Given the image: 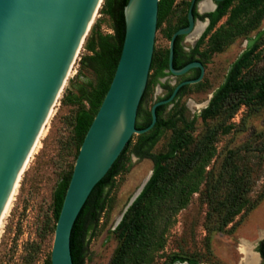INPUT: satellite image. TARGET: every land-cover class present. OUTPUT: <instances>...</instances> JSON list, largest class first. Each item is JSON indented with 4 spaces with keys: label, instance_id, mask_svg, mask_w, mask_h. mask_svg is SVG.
<instances>
[{
    "label": "rangeland",
    "instance_id": "1",
    "mask_svg": "<svg viewBox=\"0 0 264 264\" xmlns=\"http://www.w3.org/2000/svg\"><path fill=\"white\" fill-rule=\"evenodd\" d=\"M179 1H175L172 11L156 30L154 52L158 54L169 46L172 28L181 15ZM102 3L91 26L98 23L102 33H113L111 18L100 12ZM228 16L229 12L199 44L205 65L200 85L190 84L179 98L166 106L163 112V117L167 118L174 110L184 108L185 118L193 120L190 130L194 138H198L207 127L221 121L222 116L204 120L199 114L208 104L206 101L211 98L213 91L225 80L233 62L255 41L259 42V47L255 51L259 55L251 66V72L264 70V15L246 32L228 39L221 49L210 47L209 36L220 26L223 28L231 26L227 22ZM84 41L36 146L28 157L11 197L8 211L2 218L0 264H43L51 252L55 224V192L61 180L74 166L78 149L71 123L76 106L62 104L61 98L66 90L72 89L71 81L81 80L76 78V74L80 57L86 53L83 47ZM192 44L193 42L183 40V45L186 47ZM81 74L95 82L96 75L91 70L82 68ZM149 74H153V70H150ZM176 77L170 74L156 77L143 103V108L150 109L152 104L165 94L166 89L163 85L173 86ZM227 122L233 123L232 128L225 134L219 130L215 141V154L205 168L206 176L199 189L191 195L188 204L174 214L165 233L163 251L153 253L154 264H161L164 256L174 252L198 257L200 262L213 259L220 264H240L242 258L240 245L245 243L252 247L257 238L250 235L255 229L260 231L258 236H262L264 232V104L242 105ZM182 127L183 123L177 121L174 127L163 129L152 150L167 152L171 138ZM136 140L137 134H133L126 152L129 159L125 162L124 169L114 177L113 186L108 189L107 209L102 213L97 227L89 234L84 264H110L121 242L115 228L131 197L151 173L152 160L138 158L131 152ZM229 150H234L236 153L232 164L228 165L225 161ZM227 166L229 168H226ZM232 167L237 168L238 175L245 176L248 180L247 198L251 205L235 216L223 231L208 233L206 227L215 224L216 221L214 217L208 219V213L212 209L210 202L220 200L225 195L227 175ZM218 179L217 187H212Z\"/></svg>",
    "mask_w": 264,
    "mask_h": 264
},
{
    "label": "trees",
    "instance_id": "2",
    "mask_svg": "<svg viewBox=\"0 0 264 264\" xmlns=\"http://www.w3.org/2000/svg\"><path fill=\"white\" fill-rule=\"evenodd\" d=\"M128 0H103L100 12L107 14L112 21L113 33H102L99 24L94 23L85 38L83 53L79 60L76 78L81 80L71 81L72 89L66 90L61 103L76 106L72 117L73 133L77 144V154L85 133L95 116L101 101L113 77L124 39V6ZM236 3L229 10L227 22L229 28L219 27L210 37V47L221 49L223 44L235 35L246 32L254 22L264 15V0H235ZM174 0H159L157 28L162 24L172 11ZM230 0L214 12L209 13L211 21L199 38L191 54L173 61L174 68H180L198 52V45L207 33L214 27L216 21L228 11ZM172 28V33L175 30ZM171 37V35H170ZM181 36H177L178 40ZM259 42L245 49L233 62L225 80L213 91L206 107L200 112L204 120L222 116L221 121L214 126H209L198 137L191 133L193 120H187L183 114L184 108L174 110L167 117L163 112L169 103L161 104L156 108L157 120L147 132L137 134V140L131 148L138 158H149L153 162L151 175L136 199L124 211L116 230L121 238L120 245L110 264H154L153 253L163 251L165 247V233L172 222L174 214L185 207L191 195L199 189L207 171L205 168L213 158L216 148L215 141L220 130L222 134L229 132L233 123L228 119L242 105L264 104V70L251 72L258 52ZM182 50V47L179 46ZM168 52L158 54L153 52L147 84L141 97L136 117V127L143 128L151 121L150 109H144L143 103L150 90L154 79L165 75L168 69ZM82 68L91 70L95 75V82L81 74ZM199 86L200 81L194 83ZM172 91L173 86L163 85ZM184 85L172 100L174 102L187 89ZM159 98L158 100H160ZM177 121L183 127L171 138L167 152H154L152 149L165 128H172ZM132 137L127 142L122 152L114 161L103 178L93 187L75 222L70 235V251L73 264H84L88 251V237L97 227L102 213L107 209L108 189L113 186L114 177L124 169L125 162L129 159L126 152L131 144ZM234 150H229L226 164H232ZM76 154V156H77ZM75 156V159H76ZM226 168H229L227 166ZM73 167L61 182L55 192L54 218L57 221L63 198L72 174ZM225 195L220 200L211 201L212 209L208 219L215 218V224L206 227L208 233L223 231L246 207H250L247 198L248 180L245 176L238 175L237 168L232 167L227 175ZM219 179L212 187L216 188ZM209 187V186H208ZM212 198V197H211ZM55 224L53 225L54 232ZM185 259L178 252L164 256L161 264H172L173 261ZM195 261L194 263H196ZM43 264H51L50 254Z\"/></svg>",
    "mask_w": 264,
    "mask_h": 264
},
{
    "label": "water",
    "instance_id": "3",
    "mask_svg": "<svg viewBox=\"0 0 264 264\" xmlns=\"http://www.w3.org/2000/svg\"><path fill=\"white\" fill-rule=\"evenodd\" d=\"M102 1L0 0V220ZM158 2L128 0L124 6L120 56L74 162L55 223L51 264H73L70 235L75 219L93 187L133 134L150 130L157 120V106L170 102L183 85L197 83L203 77L204 68L199 61L180 68L172 64L175 38L190 34L195 26L192 0L188 25L177 29L170 38L168 67L174 76L196 66L201 73L195 79L178 83L168 98L155 101L150 108L149 125L136 127L154 52Z\"/></svg>",
    "mask_w": 264,
    "mask_h": 264
},
{
    "label": "flooded vegetation",
    "instance_id": "4",
    "mask_svg": "<svg viewBox=\"0 0 264 264\" xmlns=\"http://www.w3.org/2000/svg\"><path fill=\"white\" fill-rule=\"evenodd\" d=\"M175 1L176 0H174L173 5L175 4ZM202 1H204V0H194L193 5L191 7V10H192V14H193V17H194V23H195L194 25H196L197 22L205 23L206 26H205L204 30L202 31V33H203L206 30V28L208 27V25H209V23L211 21V17L209 15V13L214 12L216 9H218L220 7V4L221 5L224 4V2L226 0H206V1L209 2L210 5H209V9L204 10V11L200 10V7H199V4ZM234 1L235 0H230V4H229L228 9H227L228 11H226V13L229 12V10L233 7ZM191 2H192V0H180L179 1L180 7H181V12H180L181 15L175 21V25L174 26L176 28H175L174 32L177 29L188 25V12H189V9H190V6H191ZM173 5H172V9L174 7ZM226 13L221 15V17L216 21L215 25L217 24V22ZM202 33L200 34V36L196 40L193 41V44L190 47H186V46L183 45V40L186 41V36L187 35H178V36H181V37L178 40H176V38H175L174 43H173V61L175 62V61H177L179 59H181L182 61H185V57L184 56L186 55V56L189 57V55L191 54L192 50L195 48L199 38L201 37ZM172 34H171V36H172ZM169 44H170V39H169ZM179 46L182 47L183 51H181ZM199 47L200 46L198 45V47H197L198 52L195 53L191 58H189L188 62H184V63L187 64V63L192 62V61H199L203 65L204 72H205L204 59L201 56V52L199 50L200 49ZM168 49H169V46H168ZM168 55H169V52H168ZM173 61H172V64H173ZM185 64H182V66H184ZM182 66H180V67H182ZM165 72H166L165 76L168 75V74L173 75L169 71V67H168V69H165ZM200 73H201L200 67L196 66V67L190 68L186 73H184L182 75H177V77H176L177 79L175 80V83L172 84L173 85V89L181 81L187 80V79H195V78H197L200 75ZM192 84H194V83H192ZM185 85H190V84H185ZM173 89H172V91H173ZM179 90H178V92H179ZM172 91L169 92V89H166L165 94L161 97L160 100L168 98L170 96V94L172 93ZM172 100L170 102H168V103L171 104ZM259 233H260V231L258 229L257 230L255 229L253 231V234L250 235V236H256V238H257L256 241L254 242V244L252 245V247L250 246V248L256 253V255L258 257L257 258V262L255 264H264V232H263L262 236H260V237L258 236ZM240 253H241V251H240ZM184 257H185V259H183L181 261H178V260L177 261H173L172 264H220V263H217L216 261H214L213 259H207L206 262H200V258H198V257H193V256H189V255H184ZM242 258H243V254H242ZM242 258H241V263L240 264H244L242 262ZM195 261H197V262L194 263Z\"/></svg>",
    "mask_w": 264,
    "mask_h": 264
},
{
    "label": "bare ground",
    "instance_id": "5",
    "mask_svg": "<svg viewBox=\"0 0 264 264\" xmlns=\"http://www.w3.org/2000/svg\"><path fill=\"white\" fill-rule=\"evenodd\" d=\"M209 5H210V4H209L208 1H206V0L202 1V2L199 4L200 10L204 11V10L209 9ZM205 26H206L205 23L197 22V24L195 25L193 31H192L190 34H188V35L186 36V40H187V41H190V42H193L194 40H196V39L200 36V34L202 33V31L204 30ZM42 129H43V128H42ZM41 131H42V130H41ZM41 131H40V133H41ZM39 135H40V134H39ZM38 137H39V136H38ZM37 141H38V139L36 140V142H35V144H34L32 150H33L34 147L36 146ZM32 150L30 151V153L32 152ZM29 156H30V155H29ZM29 156H28V157H29ZM27 160H28V158H27ZM27 160H26V162H27ZM25 166H26V163H25ZM25 166H24V168H25ZM17 183H18V182H17ZM17 183H16V185H17ZM16 185H15V187H14V189H13V191H12V194L10 195V198H9V200H8V203H7L6 207H5V210H4L3 215H2V217H1V220H0V225H1V222H2V218H3V216H4V215L6 214V212L8 211V207H9V204H10V200H11V197H12L14 191H15ZM0 227H1V226H0ZM239 250H240L241 253L243 254L242 262H243L244 264H255V263L257 262V258H258V257H257V255H256V253H255V252H254V251H253L248 245H245V243L241 244L240 247H239Z\"/></svg>",
    "mask_w": 264,
    "mask_h": 264
}]
</instances>
